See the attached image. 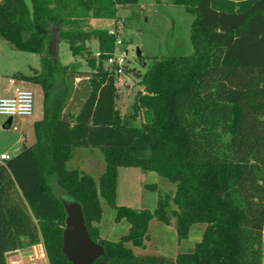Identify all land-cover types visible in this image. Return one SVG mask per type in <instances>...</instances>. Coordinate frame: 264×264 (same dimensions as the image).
<instances>
[{
  "label": "trees",
  "instance_id": "1",
  "mask_svg": "<svg viewBox=\"0 0 264 264\" xmlns=\"http://www.w3.org/2000/svg\"><path fill=\"white\" fill-rule=\"evenodd\" d=\"M137 1L30 0L28 8L0 0V38L39 54L40 68L23 77L43 97L34 143L0 162V264L23 239L41 242L48 264H71L62 253L67 212L52 178L80 204L90 237L104 248L93 264H264V0H173L193 15V52L155 59L139 76L129 116L144 115L134 125L117 107L115 75L103 65L115 36L90 24L116 21L118 6ZM91 39L98 56L86 45ZM60 40L73 56L85 55L90 71L49 52ZM75 147L101 150L97 179L66 166ZM119 166L156 172L175 191L159 195L153 211L116 205ZM102 201L129 224L118 240L100 237L93 224ZM172 216L178 241L205 223L187 251L169 257L126 245L144 246L149 221L169 224Z\"/></svg>",
  "mask_w": 264,
  "mask_h": 264
},
{
  "label": "rangeland",
  "instance_id": "2",
  "mask_svg": "<svg viewBox=\"0 0 264 264\" xmlns=\"http://www.w3.org/2000/svg\"><path fill=\"white\" fill-rule=\"evenodd\" d=\"M24 2L28 8L31 7L30 0H24ZM117 16L118 20L116 21L101 19L91 22L90 26L95 29L106 30L113 26L118 28L123 45H117L116 52H126V66L123 74L115 76V84L119 92L117 107L129 122L139 125L143 121V112L139 113L136 120H131L129 116L133 112L132 103L134 98L137 92L142 89L139 76L155 59L169 55H187L193 52L190 41L193 15L183 5L176 4L173 0H160V2H157V0H138L137 3L132 5L118 6ZM86 45L91 50L92 55L99 52L96 39L87 41ZM52 47L53 52H57L61 64L68 65L75 62L79 70L90 71L85 61V55L82 57L73 56L65 41L60 40L58 42L57 51L56 43H53ZM138 51L139 55H137ZM5 63H12L13 68H17L16 70L25 71L31 66L40 68V56L37 53L16 50L0 38L1 70L5 68L2 66ZM103 65L105 66L104 62ZM4 71L9 72V68L4 69ZM0 82L3 81L0 80ZM29 90L33 95V111L31 116L23 119L25 121L23 124L25 123L26 140L24 143L16 145L20 149L23 145L28 146L34 143L35 135L32 120L34 118L41 119L43 116V97L40 85L34 82L29 86ZM1 97L4 96L0 92ZM20 118L19 116L13 117L11 128L6 129L4 127L6 117L0 115V151L12 152L11 145L15 142V134L19 132L14 131L12 127L19 128L18 121ZM66 166L70 169L81 170L97 179L105 168V160L98 148L75 147L72 149L71 158L67 161ZM50 183L60 199L66 203L73 201V198L57 185L54 178L50 180ZM152 184L156 187L149 188L148 185ZM174 191L175 183L168 181L156 172H144L135 166H119L117 169L116 205L153 211L157 205L159 195L165 193L173 195ZM170 207L176 208L172 202ZM102 208L100 221L93 224L98 227L100 237L108 240H118L121 235L128 232L129 224L125 220L115 221L114 209L103 203V201ZM174 220L172 216L170 223L164 224L156 218H152L148 223V238L144 240V246L134 247L129 242L126 245L132 247L136 253L162 254L169 257L187 251L201 238L205 223H194L188 237L178 241Z\"/></svg>",
  "mask_w": 264,
  "mask_h": 264
},
{
  "label": "crops",
  "instance_id": "3",
  "mask_svg": "<svg viewBox=\"0 0 264 264\" xmlns=\"http://www.w3.org/2000/svg\"><path fill=\"white\" fill-rule=\"evenodd\" d=\"M94 21H98V20H93L92 22ZM57 45L58 43H56V51H57ZM2 66L5 67L4 69L9 68V72L4 71V69L1 70L2 67L0 64V80L3 81L2 83L0 82V92H1V95H3L4 97L11 96L13 94V89L15 86L21 87L24 89H29V86H31V84L34 82L27 80L26 78L23 77V75L30 76L33 74V71L35 69L36 70L39 69L38 67L31 66L28 70H25V71L16 70L17 68H13L14 65H12V63L11 64L5 63ZM10 77H13L15 79L14 84H10L9 82ZM31 115L32 113L28 116L21 117L18 121L19 128L17 129L12 128L14 131H19V132L15 134L16 139H15L14 144L11 145L12 146L11 150H13L14 147H16L18 143H24V141L26 140V136L24 132L25 123L23 124V122L25 121L23 119ZM35 119L38 120V118H34V120L32 121L34 122ZM32 121H30V123H32ZM4 127H6V129L11 128V126L8 124H5ZM6 151L7 150H1L0 154ZM6 259H7V264H48V260L45 254L43 244L40 242L37 244L30 245L27 239H23V246L21 248L8 252L6 254Z\"/></svg>",
  "mask_w": 264,
  "mask_h": 264
},
{
  "label": "water",
  "instance_id": "4",
  "mask_svg": "<svg viewBox=\"0 0 264 264\" xmlns=\"http://www.w3.org/2000/svg\"><path fill=\"white\" fill-rule=\"evenodd\" d=\"M49 52L54 54L51 46ZM11 121L12 118L8 117L4 125H10ZM63 204L67 216L62 231V253L71 264H93L95 259L103 255L104 248L90 237L80 204L75 200L69 203L63 201Z\"/></svg>",
  "mask_w": 264,
  "mask_h": 264
},
{
  "label": "built area",
  "instance_id": "5",
  "mask_svg": "<svg viewBox=\"0 0 264 264\" xmlns=\"http://www.w3.org/2000/svg\"><path fill=\"white\" fill-rule=\"evenodd\" d=\"M107 32L110 35L115 36L114 45L115 49L111 52L107 58L104 59L105 67L108 71L112 72L115 76L121 75L124 73V69L126 66V52L123 51L121 53L116 52L117 45H123L122 38L118 33L117 26H113L107 29ZM99 52L95 55L98 56ZM14 78L10 77V84H14ZM33 110V95L29 89H24L21 87L15 86L13 89V94L9 97H1L0 98V115L6 117L19 116H28L32 113ZM12 125V121L10 126ZM13 129H17L15 126ZM20 151L18 146L14 147L12 152H4L0 154V162L11 159L14 155H16Z\"/></svg>",
  "mask_w": 264,
  "mask_h": 264
}]
</instances>
